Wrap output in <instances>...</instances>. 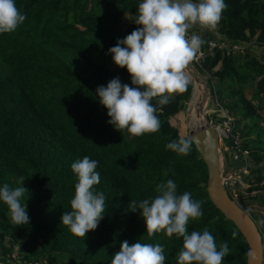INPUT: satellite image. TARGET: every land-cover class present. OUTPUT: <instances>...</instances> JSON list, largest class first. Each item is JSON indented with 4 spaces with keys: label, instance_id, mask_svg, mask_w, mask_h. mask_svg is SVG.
Segmentation results:
<instances>
[{
    "label": "trees",
    "instance_id": "trees-1",
    "mask_svg": "<svg viewBox=\"0 0 264 264\" xmlns=\"http://www.w3.org/2000/svg\"><path fill=\"white\" fill-rule=\"evenodd\" d=\"M140 2L16 0L27 19L15 32L0 34V187L7 183L28 189L22 202L27 203L30 221L13 224L7 205L0 202V264H111L125 240L161 244L165 264H178L182 238L164 233L149 236L141 211L129 209L131 200L154 197L156 186L168 179L177 184L178 193L190 192L202 202L203 216L189 222V231L207 228L218 245L228 241L230 253L224 264H247V242L211 202L207 168L195 145L187 156L166 148L182 137L171 119L187 107L192 82L164 106L160 131L143 136L115 130L108 123L107 109L98 102L97 87L107 86L117 76L131 86L127 69L116 66L108 51L138 27L133 21ZM225 4L215 32L227 40L253 41L264 48V0H225ZM124 17L130 19L126 25ZM194 30L213 37L212 31L198 26ZM196 66L216 79V100L233 117L232 135L255 165L251 171L256 176L243 180L248 181V193L259 194L240 202L252 205L255 200L264 208V167L259 166L264 158L260 124L264 49L256 56L216 48ZM208 84L212 85L209 78ZM226 143L234 146V139ZM84 156L99 162L100 183L94 187L105 194L106 211L98 228L81 238L62 225L61 216L71 211L78 182L71 165ZM226 189L233 197L231 190L240 195L242 186L235 181ZM246 210L262 234L264 264V225L259 223L264 213ZM233 232L238 233L235 239Z\"/></svg>",
    "mask_w": 264,
    "mask_h": 264
},
{
    "label": "clouds",
    "instance_id": "clouds-1",
    "mask_svg": "<svg viewBox=\"0 0 264 264\" xmlns=\"http://www.w3.org/2000/svg\"><path fill=\"white\" fill-rule=\"evenodd\" d=\"M226 8L225 0H142L139 3L133 21L138 27L118 39L108 51L116 66L127 69L131 86L122 83L117 76L107 86L100 85L96 89L98 102L107 109L108 123L115 130L120 133L127 130L134 137L160 131L164 106L187 90L191 82L189 65L205 43L194 28L215 30ZM26 19L16 0H0V34L15 32ZM192 143L191 138L181 137L168 143L166 148L187 156ZM236 152L242 160L241 151ZM98 163L84 156L71 165L78 182L70 202L71 211H65L61 220L77 237L83 238L95 231L105 215V194L94 187L100 183ZM23 182L21 177L19 183L23 185ZM155 191L154 197L139 202L131 200L129 205L130 211H141L147 234L164 233L168 237L182 238L178 264H224L230 253L227 240L218 245L207 228L189 231V222L203 216L202 202L194 200L190 192L178 193L172 179L159 183ZM26 193L28 189L23 186L11 187L5 183L0 187V202L7 205L10 220L15 225H29L27 203L22 202ZM259 223L264 225V219ZM237 236V232L232 233L233 239ZM246 256L250 264L253 253L247 251ZM165 260L161 244L140 240L130 244L125 240L112 256L111 264H165Z\"/></svg>",
    "mask_w": 264,
    "mask_h": 264
},
{
    "label": "water",
    "instance_id": "water-1",
    "mask_svg": "<svg viewBox=\"0 0 264 264\" xmlns=\"http://www.w3.org/2000/svg\"><path fill=\"white\" fill-rule=\"evenodd\" d=\"M194 90L197 89V96L194 101L193 110L197 119H202L203 124L196 129L189 131V138L192 139L196 150L199 152L207 168L206 190L211 202L240 230L244 236L248 251L253 253L250 264H263V238L262 234L253 219L242 204L232 197L224 185V181L232 174L241 171L246 165L244 159H240L239 152L233 154L232 162L229 163L225 152L220 150V138L230 142L229 136H223L208 118L205 107L209 100V84L205 74L191 62L188 68ZM191 101V100H190ZM247 264L249 258L247 257Z\"/></svg>",
    "mask_w": 264,
    "mask_h": 264
},
{
    "label": "rangeland",
    "instance_id": "rangeland-1",
    "mask_svg": "<svg viewBox=\"0 0 264 264\" xmlns=\"http://www.w3.org/2000/svg\"><path fill=\"white\" fill-rule=\"evenodd\" d=\"M122 20H123L124 25H126V24H128V22H130V19L128 17H124ZM257 55L259 56L260 53H256V56ZM206 76L208 78L210 77V75H207V74H206ZM214 80H215V78H214ZM250 90H253V87L252 88L250 87ZM194 93H195V90H194ZM209 98H210V100H208V104L206 105V108H205L206 114L210 118L211 122L213 123V125L217 129H218V127L224 128V125L221 122L217 123L215 120L218 117H219V119L224 117L223 114H225V113L223 111L218 110V109H220L221 106H219V105L215 106L214 105L213 94H212V101H211V96H209ZM194 101H195V99L192 96V99H191L190 103L188 102L187 107L184 110H182L181 112H179V114H177L174 118L171 119V123L178 128L179 134L182 137L186 136V135L189 136L190 130L196 129L203 124V121L201 119H197L196 115L194 113V110H193ZM254 104H258V102H255ZM213 114H215V115H213ZM189 117H192L194 119V123L192 125H190V123H189ZM260 124H261V126L264 127V116H262V115H261V119H260ZM190 126L192 129L190 128ZM252 136L254 137V134H252ZM239 142H240V140L238 141V143ZM220 143H221L220 150L226 151L227 148L230 149V153L226 152V155H227L228 162L231 163L232 159H233V154L237 150H235L234 146H230V147L226 146L227 143L222 138H220ZM240 153L242 154V158L245 160L246 165L242 168L241 171H238L229 177L228 184H229V187H231V185L234 184L235 181H238L241 184L242 189L240 190V195L237 194L236 190L232 189L231 192L233 193V197L240 204H242L240 201L247 200L249 198V196H255L256 194H259V193H257L256 191L252 192V193H248L245 190V188H247L249 186V184H248V181L243 180V178L245 176H249V178H254L256 176V173H252V171H251V168H254L255 165L253 163H251V161H250L251 159L247 155V152L245 153L243 151ZM259 166H260V168L264 167V158L261 161ZM262 175L264 176V172L262 173ZM263 182H264V179H263ZM261 193L264 194V191H261ZM242 206H244L245 208L246 207L251 208L253 211H261L264 213V208L261 207L260 205H258L257 201H255V200L253 201L252 205L242 204Z\"/></svg>",
    "mask_w": 264,
    "mask_h": 264
},
{
    "label": "built area",
    "instance_id": "built-area-1",
    "mask_svg": "<svg viewBox=\"0 0 264 264\" xmlns=\"http://www.w3.org/2000/svg\"><path fill=\"white\" fill-rule=\"evenodd\" d=\"M197 34L201 35L202 38L204 39L205 43L202 45L200 51L198 52L197 56L194 58L193 63L195 65H200L201 62H203L207 56H210L213 54L214 50L217 48L219 50L225 51L227 54L232 53L235 54L237 52H245L246 50L249 49V47L254 46V42H246V43H239V42H234L231 40H227L222 36H219L216 32L213 33V37H208V35H205L204 33L201 32H197L196 30H194ZM257 46V45H256ZM207 75H210V73L206 72ZM209 79H211L212 85L210 88V96L212 99V94L214 96V100L216 101L215 106L219 105V103L216 100V95H215V91H214V78H212V76L210 75ZM221 106V105H219ZM220 111H223L225 114H223L224 117H222V124L224 125L223 131H222V135L223 136H229L230 138L234 139V148L238 149V151H240V149L238 148L239 146V139L237 136H233L232 135V124H233V117L223 108L220 107V109H218ZM211 122V120H210ZM211 124H213L211 122ZM219 128V127H218ZM243 152V151H241ZM245 153L247 151H244ZM228 179L224 181V185L227 186L228 184ZM15 253L12 254L13 257H15ZM20 263V262H18ZM20 264H25L23 262H21ZM32 264H37V263H32Z\"/></svg>",
    "mask_w": 264,
    "mask_h": 264
},
{
    "label": "crops",
    "instance_id": "crops-1",
    "mask_svg": "<svg viewBox=\"0 0 264 264\" xmlns=\"http://www.w3.org/2000/svg\"><path fill=\"white\" fill-rule=\"evenodd\" d=\"M212 31V33H215V30H211ZM206 35V34H205ZM264 48H262V47H260V46H256V45H254V46H252V47H249V49L248 50H246L245 52H237V53H235L234 55H239V54H242V55H244L247 51H249V52H251L252 54H256V53H261V51L263 50ZM216 80V79H215Z\"/></svg>",
    "mask_w": 264,
    "mask_h": 264
},
{
    "label": "bare ground",
    "instance_id": "bare-ground-1",
    "mask_svg": "<svg viewBox=\"0 0 264 264\" xmlns=\"http://www.w3.org/2000/svg\"><path fill=\"white\" fill-rule=\"evenodd\" d=\"M197 90V89H196ZM196 96H197V91H195V93L193 94V98L194 99H196ZM202 120V119H201ZM203 121V120H202ZM189 123H190V125H192L193 123H194V119L192 118V117H189ZM190 128H191V126H190ZM192 129V128H191ZM222 131H223V127H220L219 128V130H218V132L219 133H222Z\"/></svg>",
    "mask_w": 264,
    "mask_h": 264
}]
</instances>
